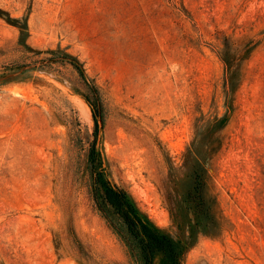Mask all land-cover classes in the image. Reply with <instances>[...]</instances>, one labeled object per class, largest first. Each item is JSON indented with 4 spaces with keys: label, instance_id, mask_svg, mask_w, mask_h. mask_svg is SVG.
I'll return each instance as SVG.
<instances>
[{
    "label": "rangeland",
    "instance_id": "374dc122",
    "mask_svg": "<svg viewBox=\"0 0 264 264\" xmlns=\"http://www.w3.org/2000/svg\"><path fill=\"white\" fill-rule=\"evenodd\" d=\"M95 171L180 264H264V0H0V264H141Z\"/></svg>",
    "mask_w": 264,
    "mask_h": 264
},
{
    "label": "trees",
    "instance_id": "16d2710c",
    "mask_svg": "<svg viewBox=\"0 0 264 264\" xmlns=\"http://www.w3.org/2000/svg\"><path fill=\"white\" fill-rule=\"evenodd\" d=\"M76 66V65H75ZM94 116V135H96L97 120L95 109L92 103L87 100ZM95 158V148L92 145L89 154V161L93 163ZM100 162L97 161V165ZM94 168V167H93ZM94 194L100 200L98 206L109 207L114 214L122 220L131 242L138 249V256L141 264H153L154 258L159 254L166 264H180L186 247L182 241L170 237L161 228L156 226L145 214L141 213L135 206L127 192L118 187H111L103 179L102 172L95 171ZM197 175L195 179L194 192L197 198H201L202 182Z\"/></svg>",
    "mask_w": 264,
    "mask_h": 264
}]
</instances>
